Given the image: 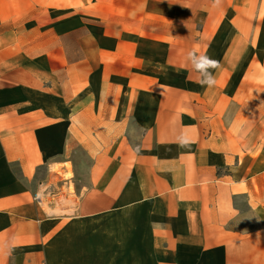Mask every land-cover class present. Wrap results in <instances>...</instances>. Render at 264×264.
<instances>
[{"label":"crops","instance_id":"0c3cea01","mask_svg":"<svg viewBox=\"0 0 264 264\" xmlns=\"http://www.w3.org/2000/svg\"><path fill=\"white\" fill-rule=\"evenodd\" d=\"M0 264H264V0H0Z\"/></svg>","mask_w":264,"mask_h":264},{"label":"clouds","instance_id":"9594fccd","mask_svg":"<svg viewBox=\"0 0 264 264\" xmlns=\"http://www.w3.org/2000/svg\"><path fill=\"white\" fill-rule=\"evenodd\" d=\"M219 0H213V3H218ZM187 61L191 64L194 72H196L197 79L194 81L202 87L212 88L216 84L213 71L219 67L218 61L212 59L206 54H198L195 50L189 51L186 57ZM186 141H181L180 146L186 145Z\"/></svg>","mask_w":264,"mask_h":264},{"label":"rangeland","instance_id":"374dc122","mask_svg":"<svg viewBox=\"0 0 264 264\" xmlns=\"http://www.w3.org/2000/svg\"><path fill=\"white\" fill-rule=\"evenodd\" d=\"M49 245H50V249H52V243H49ZM109 245H110V250L112 251H117L119 248L122 250V246H123L122 243L118 244L117 240L110 242Z\"/></svg>","mask_w":264,"mask_h":264}]
</instances>
